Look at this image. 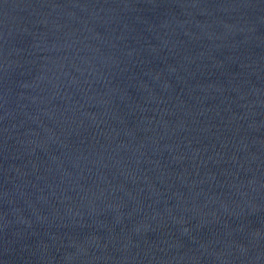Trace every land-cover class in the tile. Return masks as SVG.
<instances>
[{"label":"water","instance_id":"obj_1","mask_svg":"<svg viewBox=\"0 0 264 264\" xmlns=\"http://www.w3.org/2000/svg\"><path fill=\"white\" fill-rule=\"evenodd\" d=\"M0 264H264V0H0Z\"/></svg>","mask_w":264,"mask_h":264}]
</instances>
